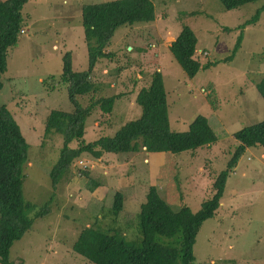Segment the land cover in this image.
Returning a JSON list of instances; mask_svg holds the SVG:
<instances>
[{
    "label": "rangeland",
    "instance_id": "374dc122",
    "mask_svg": "<svg viewBox=\"0 0 264 264\" xmlns=\"http://www.w3.org/2000/svg\"><path fill=\"white\" fill-rule=\"evenodd\" d=\"M114 0H28L22 7V30L9 49L1 76L0 105L13 114L28 143L22 195L47 213L35 218L22 238L12 243V264H91L72 250L80 230L96 222L112 224L111 204L117 190L125 194L123 212L135 214L150 185L173 210L192 211L213 193L214 177L223 170L236 140L232 133L264 119V100L256 82L264 74V0L225 10L218 0H150L151 23L120 25L96 61L91 90L77 95L90 106L84 140L113 135L122 124L140 116L138 87L158 70L164 85L170 129L183 132L197 116L208 118L216 141L179 154L89 152L71 161L54 185L48 172L58 157L61 135L44 133L51 109L70 112L61 58L69 53L71 68L85 70L87 46L81 19L84 4ZM183 24L197 36L194 58L201 68L188 77L169 50ZM239 45L231 53L237 35ZM230 54L226 61L222 60ZM138 82H135V81ZM137 83L138 86L135 84ZM115 96L110 111L99 98ZM78 140L68 142L77 148ZM133 227V226H132ZM132 227L128 239L135 238ZM194 264H264V148H246L229 172L214 214L205 219L193 246Z\"/></svg>",
    "mask_w": 264,
    "mask_h": 264
},
{
    "label": "trees",
    "instance_id": "16d2710c",
    "mask_svg": "<svg viewBox=\"0 0 264 264\" xmlns=\"http://www.w3.org/2000/svg\"><path fill=\"white\" fill-rule=\"evenodd\" d=\"M28 0H0V90L1 76L7 70L9 49L14 46L22 30L23 5ZM225 10L257 0H218ZM264 4L251 19H257ZM81 19L87 46L88 65L85 70L71 68L69 53L61 58L60 81L65 84L68 101L74 106L70 112L51 109L44 119V133L61 135V148L48 175L54 185L72 160L89 152L94 158L103 153L137 154L166 152L179 154L192 151L216 141V135L208 118L197 115L183 132L170 129L167 99L158 70L151 74L150 82L136 90L135 101L141 105L138 118L121 125L113 135H105L92 142L84 140V122L90 106L81 107L77 95L88 93L92 88L91 74L97 60L108 58L106 49L114 30L120 25L151 23L155 19L150 0H114L84 4ZM237 35L231 48L233 53L239 45ZM197 36L189 24H183L169 44L172 56L193 77L203 65L194 58ZM264 59V46L262 49ZM230 54L222 60L226 61ZM135 82H138L137 80ZM135 84V83H134ZM136 86L137 83L135 84ZM264 100V74L255 84ZM115 96L97 100L105 111H110ZM237 141L225 168L212 182V195L204 200L199 209L192 211L183 205L173 210L162 199L153 185L145 193L135 214L123 212L125 194L117 190L111 204L112 224L106 228L97 222L82 228L75 241V253L91 264H194L193 246L202 222L211 217L218 206L225 180L246 148H264V119L248 124L232 133ZM78 140L77 148L68 142ZM28 143L13 114L5 105H0V264H12L9 251L13 242L22 238L35 218L47 213V203L35 207L22 195L23 166L27 162ZM133 226V227H132ZM132 227L135 238L128 239Z\"/></svg>",
    "mask_w": 264,
    "mask_h": 264
}]
</instances>
